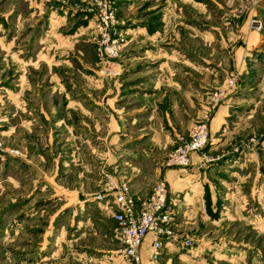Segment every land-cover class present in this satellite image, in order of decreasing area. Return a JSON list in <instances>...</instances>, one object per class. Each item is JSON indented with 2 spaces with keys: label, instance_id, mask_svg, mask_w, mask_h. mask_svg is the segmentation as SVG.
I'll list each match as a JSON object with an SVG mask.
<instances>
[{
  "label": "rangeland",
  "instance_id": "374dc122",
  "mask_svg": "<svg viewBox=\"0 0 264 264\" xmlns=\"http://www.w3.org/2000/svg\"><path fill=\"white\" fill-rule=\"evenodd\" d=\"M114 7L122 71L107 77L96 51L94 0H0V264H131L96 193L111 196L106 171L115 180L127 174L135 125L148 112L144 97L158 89L151 78L164 64L174 71V55L224 52L244 24L264 30V0H114ZM230 77L236 84L226 87ZM237 80L231 73L207 90L194 124L205 120L208 135L214 110ZM103 105L123 116L124 130L115 132ZM229 111L225 135L243 139L233 151L264 135V105ZM251 112L247 125L239 116ZM112 151L122 152L116 169ZM261 157L259 173L244 182L243 216L222 218L219 208L206 207L186 236L175 223L179 253L193 251L169 252L160 264H264Z\"/></svg>",
  "mask_w": 264,
  "mask_h": 264
},
{
  "label": "crops",
  "instance_id": "0c3cea01",
  "mask_svg": "<svg viewBox=\"0 0 264 264\" xmlns=\"http://www.w3.org/2000/svg\"><path fill=\"white\" fill-rule=\"evenodd\" d=\"M239 29L240 39H233L232 42L225 40V50L222 53H211L209 59L199 53L189 56L174 55L173 60L178 62L173 67L174 71L167 64L161 66L159 75L151 78V86L158 89L147 94L143 100L148 108L143 117L144 122L135 125L139 131V139L131 147L129 161H124L125 165L129 164L127 174L117 175L119 179H129L131 190L137 198L144 197L157 178H164L168 186L169 206L173 209L175 223L179 226L177 229L183 228L178 233L180 236L188 234L186 228L194 226L192 224L197 221V216L206 207L219 208L218 213L222 218L235 214L243 216L241 210L246 206L242 193L244 182L248 180L251 172L259 173V166L262 164L264 135L260 134L255 142L249 141L248 147H239L238 151H233V145L239 144L243 139L228 133L225 135L229 131L226 130L229 124L226 120L231 107L264 105V30H251L248 24ZM200 46L198 43L197 47ZM221 46L222 44L219 45ZM203 59L212 65L202 66ZM231 73H237L239 87L214 110L209 123L208 141L203 149L205 155L219 154L221 159L211 162L204 159L201 152L196 151L191 154V161L186 166L167 165L166 153L188 139L189 130L205 106L202 104L210 85ZM102 109L112 116L116 133L126 128L125 119L112 105H103ZM251 110L254 112L256 108ZM252 115L251 112L238 116L243 117L245 124L248 122L247 125H252ZM135 120L134 118V122ZM122 159V152L112 151L114 169L122 164ZM250 161L254 167L252 170L248 167ZM257 191L260 193L259 184ZM112 198L111 193V196L104 197V201L97 200L110 216L109 204ZM175 240L177 237L162 238L157 264L169 252L185 256V252L193 251L187 249L184 253H179L180 247L174 243ZM149 245L150 240L147 239L145 257L148 256Z\"/></svg>",
  "mask_w": 264,
  "mask_h": 264
},
{
  "label": "built area",
  "instance_id": "2783aa9c",
  "mask_svg": "<svg viewBox=\"0 0 264 264\" xmlns=\"http://www.w3.org/2000/svg\"><path fill=\"white\" fill-rule=\"evenodd\" d=\"M96 11V51L102 63V71L107 77L121 74L122 67L118 62L120 37L113 32L117 22L114 0H94ZM226 87L236 84L235 77L226 79ZM222 89L215 91L217 95ZM216 97V96H215ZM208 125L205 120L196 122L190 130L189 137L183 143L168 151L165 163L173 166H186L191 161L193 152H201L206 159L203 149L208 141ZM107 178L106 190H112V202L109 209L112 218L117 223L118 237L124 255L131 264H154L161 254L163 237H174L175 214L169 206L168 186L164 178H157L150 191L137 198L127 181L113 179L110 172ZM97 200L104 199V193H96ZM150 240L148 256H144L146 240ZM185 243H190L185 239Z\"/></svg>",
  "mask_w": 264,
  "mask_h": 264
}]
</instances>
